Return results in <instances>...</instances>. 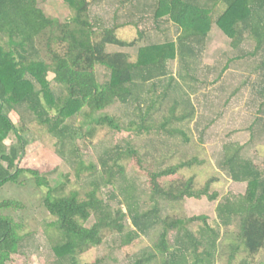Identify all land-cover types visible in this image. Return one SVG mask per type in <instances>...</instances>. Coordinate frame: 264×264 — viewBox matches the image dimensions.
<instances>
[{"label":"trees","instance_id":"trees-1","mask_svg":"<svg viewBox=\"0 0 264 264\" xmlns=\"http://www.w3.org/2000/svg\"><path fill=\"white\" fill-rule=\"evenodd\" d=\"M64 1L75 12L74 18L67 22L49 16L41 0H0V189L9 184L21 185L27 175L36 180L38 187L50 189L45 206L58 219L61 236L57 264H78L79 255L102 246L110 234L122 238L123 248L138 247L145 237L157 238L153 248L146 247L136 255L135 264H217L222 229L229 233L232 227L238 233L234 235L235 243L228 246L227 264H236L239 256L242 257L239 264H255L264 252V170L244 157L239 144L223 147L220 167L233 182L247 184V191L218 204L219 225L214 228L205 216L182 219L174 213L162 215L163 207L173 211L175 205L187 198L206 197L211 202L219 198L218 193L211 194L215 178L198 189L195 176L186 180L179 175L201 164L198 158L153 169L145 167L147 157L143 158L135 146L107 150L101 159L100 172L96 165L86 169L93 172L94 178L82 198L76 191L68 194L66 186L54 190L44 173L19 166L27 147L25 135L29 128L25 115L21 124H16L10 114L22 109L31 115L59 141L61 156L73 166L78 163L76 143L83 137L84 127L74 129L68 121L80 114L87 116V112L93 119L118 103L135 106L141 112L142 123L133 122L129 128L138 137L156 134L188 143L190 137L185 129L194 122L196 109L190 96L180 93V84L170 74L169 60L178 57L184 70L191 71L213 25L231 40L234 49H239L244 41H255V51H244L241 57L264 52V0H157L150 7L155 11L156 21L163 20L167 26L176 28L178 37L175 43L141 51L137 62L128 53L109 50L112 46L122 49L139 46L140 40L129 43L118 37L117 31L124 26L106 28L102 21H93L90 0ZM128 2L134 5L132 0H125L122 5ZM145 35L141 33V39ZM99 66L109 71L104 83L99 79ZM228 67L229 63L223 72ZM260 68L264 96V61ZM51 73L65 94L54 93L48 80ZM188 73L180 74V78L194 79ZM149 85H152L150 89ZM159 114L161 118L156 120ZM97 124L121 129L109 116ZM13 134L19 139L20 148L8 146ZM79 165L77 176L82 179L85 164ZM131 169L148 178L152 200L148 204L153 205L150 210H146L144 196L131 183ZM105 186L118 187L125 198L117 213L101 198ZM124 205L135 230L125 224L128 214ZM23 209L21 202L0 201V211ZM93 217L97 223L88 228ZM195 223L202 225L193 231ZM23 230L24 226L15 219L0 216V264H8L13 256L21 255ZM103 262L98 260L95 264Z\"/></svg>","mask_w":264,"mask_h":264},{"label":"rangeland","instance_id":"rangeland-1","mask_svg":"<svg viewBox=\"0 0 264 264\" xmlns=\"http://www.w3.org/2000/svg\"><path fill=\"white\" fill-rule=\"evenodd\" d=\"M132 1L134 5H131V2L122 5L125 0H90L91 17L93 21H102L106 28L124 26L117 31L122 41L132 43L140 40L136 48L122 49L116 46L109 48L110 52L130 54L133 61L137 62L141 51L155 45L175 43L178 36L176 28L167 26L163 20L156 21L155 11L150 7L154 6L157 0ZM41 4L49 16L63 22L70 21L75 16V12L64 0H41ZM213 27L196 65L190 67L191 71L196 69L195 72H186L178 57L169 60L168 63L170 74L180 84V93L186 92L196 109L194 122L185 129L190 137L188 143L174 138H160L156 134L138 137L129 128L133 122L142 123L141 112L137 111L135 106L118 103L105 112L95 115L94 123L93 119L88 117L89 112L87 116L80 114L68 121L74 129L84 127L83 137L76 143L78 159L75 161L78 163L73 166L61 156L59 141L52 137L37 120H33L31 115L19 109L10 114L11 118L16 124H21L25 115L24 120L29 128V133L25 135L27 147L19 166L44 173L54 190H61L66 186L68 194L76 191L84 198L94 178L93 172L86 169L96 165L100 172L103 168L101 159L107 150L116 147L127 150L135 146L143 158L147 157L145 167L153 169L170 167L198 158L201 164L193 169H185L179 175L184 176L186 180L195 176L198 189L203 188L210 178H215L211 194L216 192L219 198L215 202L209 201L206 197L187 198L175 205L173 211L169 207H163L162 215L174 213L182 219L205 216L208 218V224L218 228V204L228 197L244 195L247 191V184L233 182L220 167L223 147L229 143L239 144L243 147L244 157L264 170V106H262L264 96L261 94L263 71L260 68L264 61V52L260 51L257 56L241 57L244 51L248 53L255 51V41L252 39L244 41L239 49H234L231 40L224 32L216 25ZM141 33L146 34L145 38L141 39ZM239 56L240 59H235ZM230 59L233 60L229 62ZM227 63H229L228 70L223 72ZM97 72L102 83L108 80L109 71L106 68L99 66ZM188 72L194 79L183 81L180 74L184 75ZM55 78L56 76L51 73L48 80L52 83L54 93L61 96L65 92L55 82ZM149 86L148 89L152 85ZM164 111L166 113L167 109L165 108ZM7 113L10 111L7 110ZM108 116L121 126L120 130L110 124H97L98 120ZM160 118L161 114L155 119ZM154 139L157 140L156 143L153 142ZM7 144L9 147L18 145L20 148L19 139L15 134L10 137ZM68 156L72 159L71 154ZM80 163L85 164L82 179L77 176ZM129 177L131 183L144 196L146 210H150L153 205L148 204L152 201L148 178L145 175H138L134 169L129 171ZM49 191L48 188L38 187L31 175L24 176L21 185L9 184L0 189V201L15 200L24 204V209L20 211H0V216L11 217L24 226L25 240L21 255L13 256L8 264H57L60 261L57 250L61 237L57 228L58 219L53 217L45 206ZM101 198L111 205L116 213L120 203L125 199L116 186L103 187ZM123 208L128 214L125 224L135 230L128 208L125 205ZM96 223L97 219L93 217L87 227L92 228ZM201 225L202 223H195L192 230L196 231ZM229 231L228 233L227 230L222 229L217 264H227L229 260L227 255L230 252L228 246L236 241L234 235H237V229L232 227ZM173 239L172 236V241ZM156 241V237H145L138 247L123 248L122 238L110 234L102 246L90 253L79 255L78 264H95L98 260H103V264H135L136 255L146 247L153 248ZM241 259L242 257L239 256L236 264H239ZM255 264H264V252L256 258Z\"/></svg>","mask_w":264,"mask_h":264},{"label":"crops","instance_id":"crops-1","mask_svg":"<svg viewBox=\"0 0 264 264\" xmlns=\"http://www.w3.org/2000/svg\"><path fill=\"white\" fill-rule=\"evenodd\" d=\"M214 29V27L212 28V30ZM212 30H211V32H212Z\"/></svg>","mask_w":264,"mask_h":264}]
</instances>
